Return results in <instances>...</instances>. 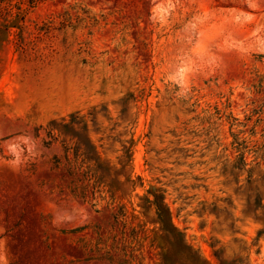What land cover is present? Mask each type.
Wrapping results in <instances>:
<instances>
[{"label":"rangeland","instance_id":"obj_1","mask_svg":"<svg viewBox=\"0 0 264 264\" xmlns=\"http://www.w3.org/2000/svg\"><path fill=\"white\" fill-rule=\"evenodd\" d=\"M0 264H264V0H0Z\"/></svg>","mask_w":264,"mask_h":264}]
</instances>
